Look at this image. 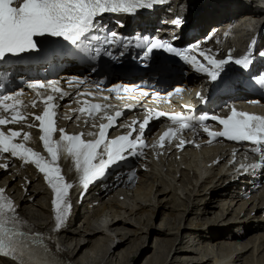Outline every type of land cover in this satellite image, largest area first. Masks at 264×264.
I'll use <instances>...</instances> for the list:
<instances>
[{"label":"bare ground","instance_id":"6f19581e","mask_svg":"<svg viewBox=\"0 0 264 264\" xmlns=\"http://www.w3.org/2000/svg\"><path fill=\"white\" fill-rule=\"evenodd\" d=\"M230 3L227 7L229 11L225 12L224 17L237 10L236 6L240 4V0H230ZM222 4L223 2L217 1L215 6L221 10L226 5ZM201 12L202 10H199L198 14L190 19H200ZM250 17L253 18V16ZM161 28L162 26H158V30ZM223 46L222 44L214 45L212 47L214 53L222 55L227 52L229 48ZM224 50L226 51L223 53ZM254 108L264 116V106H254ZM68 115L71 116L68 125H76L81 117L78 112H69ZM202 140L204 139H200L199 142ZM232 145H204L199 148H186L180 153H176L174 149H165L162 155L158 148H154L151 153L145 152L141 162L137 164L139 181L133 186L128 184L127 171L120 170L103 185L93 189L88 195L89 199L85 202L83 211L80 210L78 203L74 202L66 224L54 236L65 248L63 253L72 264H130L135 250L123 251V246L133 242L131 244H135L138 250V247L145 242L147 235L153 233L156 236V252L166 250L161 257L157 256L156 252L148 257L147 264H241V259L245 261V264H264V254L260 257L256 256V253L257 255L261 253V247L264 246V188L253 191L252 196H256L252 202L245 201L238 205L235 199L239 196V182L240 184L244 182V179H241L244 169L241 168L243 159L240 156L244 153L245 147ZM234 157H236L235 161ZM203 158L205 159L202 161ZM216 158L221 160L213 165ZM4 164L9 167H0V175H4L0 182L2 186H6V192L12 196L22 218L31 225L51 226L52 191L43 175L33 166L23 168V161L8 155L0 156V165ZM60 164L67 177L75 180L77 169L73 158L67 153H62ZM201 165L210 173V177L199 182L196 179L203 172L198 171ZM6 169L9 170L5 172ZM255 173L258 174L256 171ZM263 177L264 174H261V178ZM27 181L32 183L29 184ZM161 185L163 187L159 189ZM158 193L162 195V199ZM170 193L173 194L171 197H169ZM202 195L212 196V201L208 200L204 207L201 204L206 197L198 201ZM215 198L221 202L219 204L222 207V209L219 208L222 210H220L221 216L229 214L220 219L221 228L214 226L221 217L218 216L220 213L216 214L214 209L217 208L215 206L217 203L213 204L216 201ZM191 204L193 207L190 209ZM169 208L172 209V213L166 214ZM157 209L165 214L167 219L153 231L150 226L153 224ZM175 211L178 213L175 214ZM186 212L188 215L199 216L197 219L193 218L194 223L197 224L183 227ZM211 213L214 216L211 217L209 215ZM207 215L212 221L209 226L208 221L201 222V217L208 218ZM228 217L231 218L227 219ZM98 220L103 222L100 223ZM75 225L80 227L75 228ZM182 227L185 228L186 233H189L190 239L186 242L187 246H184L185 242H183L187 236H181ZM254 229H261V231L257 230L245 238V235ZM169 234H175L176 237H165ZM180 236L181 241L177 247H184L175 248ZM196 238L201 241L204 252L203 249H201L202 252H198L193 248ZM69 242H75V246H70ZM99 247L106 253L103 259L92 253ZM173 249L176 251L174 254L176 256L170 258ZM250 249H253V257L247 260L245 254ZM192 254L197 256L191 257ZM181 256L188 257L179 258ZM174 257L176 262L172 263ZM0 264H14V262L0 260Z\"/></svg>","mask_w":264,"mask_h":264},{"label":"snow or ice","instance_id":"6c2138e0","mask_svg":"<svg viewBox=\"0 0 264 264\" xmlns=\"http://www.w3.org/2000/svg\"><path fill=\"white\" fill-rule=\"evenodd\" d=\"M161 2L163 0H0V61H5L8 57H19L25 53L39 52L42 47L41 38H58L80 51H87L82 48V45L85 41L90 42L91 39H96L107 46L117 44L121 47L127 46L115 31H109L102 40L99 36H89V34L98 31L97 25L105 13H132L137 8H150L153 4ZM174 23L179 24L180 21L177 20ZM146 43V53H150L154 49H164L176 56H183L180 50L160 39H146ZM192 47L198 46L193 45ZM94 51H98V49H94ZM105 51L108 56H112V52L107 48ZM200 55L212 67L200 64L197 70L208 73L215 81L219 76V70L230 61L247 69L251 58V46L249 54L234 61L231 60L230 54L225 60H215L204 52H200ZM183 58L188 59L187 56H183ZM192 63H196L195 60ZM165 70L164 68L160 69V71ZM72 79L78 78L73 77ZM259 82L264 84V76L260 77ZM56 83L49 81L46 85L42 81H35L29 87L33 89L50 87L53 93H60L61 96L67 95L56 86ZM3 87V84H0V89ZM119 87L125 90L136 89V86L129 85ZM174 91L179 93L182 89L177 87ZM19 95L18 92L0 95V109L8 113V115H0V155L7 154L12 158H18L25 164L34 165L43 174L46 183L54 193L52 200L55 214L53 231L58 232L66 224L70 215L69 190L73 187L72 184L66 182L63 170L59 166L61 154L67 153L69 157L73 158L76 169L82 173L83 186L87 189L90 182L102 178L112 165L131 156L142 155L138 149L147 147L143 140V132L149 120L134 121L133 125H129L131 131L128 134L111 138L108 133L117 126L116 122L122 115L117 111L114 115L107 116V123L98 125V133H88L90 136H96V139L85 140L84 133L69 134L66 129L57 127L54 118L56 116L54 109L57 107L53 103L56 99L54 95H47L43 99L45 108L39 115L22 113L19 110L22 102L13 99ZM168 95H172V93H168ZM6 101L12 102L6 103ZM35 106L36 104L33 102L32 107ZM105 107L112 106L92 104L89 109L80 111H86L89 117L93 118L97 110H102ZM184 107L189 112L193 111L187 105ZM29 115L34 121L39 122L38 125L26 123ZM158 115L166 116L172 123L179 125L181 131L194 129L199 122L211 119L217 121L222 126V130L216 132L204 127L203 131L210 138L222 137L231 141L251 142L257 146L255 151H261L264 148V116L261 115L239 111L235 107H232L230 115L226 118L215 115L209 117L205 114L198 117L197 123L192 122L194 117L186 116L183 113L160 112ZM10 124H24L26 127L38 126L42 133L40 140L48 155L45 156L41 152L35 151L24 142H16L20 138L25 142L30 140L31 133H25L22 129L5 131L2 126ZM91 127L95 128L97 125L91 124ZM56 133H59L58 139L54 138ZM134 133L135 137L133 138ZM174 135V130L166 131L160 137V146L163 147L165 139L170 140ZM210 142H212L211 139ZM185 143L187 142L181 140L177 147L182 149ZM0 167L7 168L9 165L4 164ZM243 167L241 165V168ZM251 167H264V161ZM27 183L31 184L32 182L27 181ZM42 235L40 232H34L27 228V221L19 216L15 202L6 195L5 188H0V258H11L15 264H57L49 257L50 249L41 238Z\"/></svg>","mask_w":264,"mask_h":264},{"label":"rangeland","instance_id":"374dc122","mask_svg":"<svg viewBox=\"0 0 264 264\" xmlns=\"http://www.w3.org/2000/svg\"><path fill=\"white\" fill-rule=\"evenodd\" d=\"M227 49V48H226ZM226 50H224L223 51V53L225 52ZM205 158H203L202 159V161L204 160ZM201 160V159H200ZM204 163V162H203ZM9 170V169H8ZM223 182V181H222ZM162 185L161 186H159V189H162ZM205 194V193H204ZM173 194L172 193H170L169 194V197H171ZM158 196L159 197H161V199H162V195H160L159 193H158ZM203 197H206V198H204V200H203V203L201 204V206L202 207H204L205 206V204H206V202L208 201V200H210V201H212V196L211 195H209L208 197H207V195H202V196H200L199 197V200L198 201H200V199H202ZM214 200H216L215 201V203H213V204H216L218 201H217V198H215ZM171 203V202H170ZM169 203V205H171ZM163 204H165V203H163ZM167 204H168V202H167ZM220 204V203H219ZM218 203L215 205V206H218L219 205ZM238 205H239V203H238ZM220 206V205H219ZM193 206H192V204L190 205V209L192 208ZM30 208H32V207H30ZM219 208H221V207H219ZM219 208H214L215 209V211L217 212L216 214H219L220 213V215H218V216H221V214H222V212H220V210H219ZM214 209H213V211H214ZM183 211V210H182ZM172 213V209L171 208H169V209H167V212H166V214H171ZM178 212L177 211H175V214H177ZM213 214H214V212H212ZM209 214L211 217L212 216H214L213 214ZM185 216H184V219H183V227H186V226H189V225H193V224H197L196 222L194 223V221H193V218H198L199 216L197 215V214H190V215H188V213L186 212L185 214H184ZM209 215H207L208 216V218H205V217H201V222H203V223H205V222H207L208 221V226L212 223V221H211V219H210V216ZM224 215V214H223ZM227 215H229L228 213H226L224 216H227ZM25 216V215H24ZM224 216L222 217H220L219 218V220H217L216 222V224L214 225V226H220L219 228H221V224H220V219L221 218H224ZM231 217H228L227 219H230ZM167 219V216L165 215V214H163L161 211H159V209H157V212L155 213V215H154V217H153V221H152V226H150V229H152L153 231L155 230V228H158V226H160V225H162V224H164L165 223V220ZM210 220V221H209ZM213 221H214V219H212ZM228 221V220H227ZM100 222H102L101 220H100ZM186 225V226H185ZM123 226V225H122ZM121 226V227H122ZM75 228L77 227V225H75L74 226ZM78 227H80V226H78ZM77 227V228H78ZM183 227H182V231H181V236L183 235V237H185V236H187V238H184V240H183V242H185L184 243V246H187V244L188 243H186L189 239H190V237H189V233H186V231H185V228L183 229ZM208 230V229H207ZM258 229H254V230H251V231H249L246 235H245V238L249 235V234H252L253 232H256ZM259 231V230H258ZM181 236L179 237V240L177 241V243H176V245H175V248H180V247H184V246H180V247H177L178 246V243H180V241H181ZM165 237H169V238H175L176 236H175V234H169V235H167V236H165ZM145 240V242L144 243H142L138 248V250L136 249V245L135 244H131V243H133V242H130V243H126L124 246H123V248H122V250L123 251H127V250H129V251H131V250H135L134 252H135V254H134V256H133V258H131V260H130V264H147V261H148V257H150L151 255H153L155 252H156V249H155V240H156V236H155V234H153V233H149L148 235H147V238H145L144 239ZM196 241H194V245H193V248H195V249H197V251L199 252H202V250L201 249H203L201 246H202V243H200L201 241L198 239V238H196L195 239ZM70 241H72V240H70ZM138 241V240H137ZM138 242H140V240L138 241ZM71 243V244H70ZM69 245L70 246H75V242L74 243H72V242H69ZM102 247V246H101ZM261 248H264V246H262ZM125 249V250H124ZM165 250L166 249H162V251L160 252V251H157L156 252V255L158 256H163V253L165 252ZM252 250L253 249H250L246 254H245V258L247 257V260H250V259H252ZM86 251V250H85ZM203 252H204V249H203ZM92 253H93V255H95L96 257H98V258H100V259H103L104 258V256L106 255V253H105V251H104V249H102V248H98V249H96L95 251H92ZM176 253V251H174V249L172 250V252H171V255H170V258H172V256H176V255H174ZM220 252L218 251V254H219ZM258 253H256V256L258 257H260V255H263L264 254V249H262V251H261V253H259V255H257ZM197 255L196 254H192V256L191 257H196ZM188 256H181V257H179V258H187ZM175 258L176 257H174L172 260V263H174V262H176L175 261ZM243 258H244V256H243ZM249 258V259H248ZM115 260H116V258H115ZM170 260V259H169ZM181 260H183V259H181ZM243 259H241V264L243 263V264H245V261L243 262L242 261ZM117 263L119 262V260L118 261H116ZM115 262V263H116ZM182 262V261H181ZM178 263V262H177ZM174 264H176V263H174ZM208 264V263H207Z\"/></svg>","mask_w":264,"mask_h":264}]
</instances>
